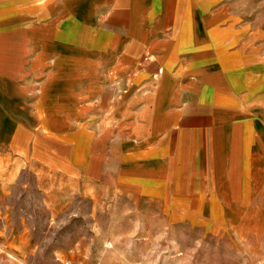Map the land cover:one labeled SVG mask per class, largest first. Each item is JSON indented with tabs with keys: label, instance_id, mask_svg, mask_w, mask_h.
I'll return each instance as SVG.
<instances>
[{
	"label": "crops",
	"instance_id": "obj_1",
	"mask_svg": "<svg viewBox=\"0 0 264 264\" xmlns=\"http://www.w3.org/2000/svg\"><path fill=\"white\" fill-rule=\"evenodd\" d=\"M241 11L0 0V160L264 243V72L246 66L264 60Z\"/></svg>",
	"mask_w": 264,
	"mask_h": 264
},
{
	"label": "rangeland",
	"instance_id": "obj_2",
	"mask_svg": "<svg viewBox=\"0 0 264 264\" xmlns=\"http://www.w3.org/2000/svg\"><path fill=\"white\" fill-rule=\"evenodd\" d=\"M240 21L264 60V0H242ZM246 66L264 72V63ZM12 171L0 160V264H264V243L214 216Z\"/></svg>",
	"mask_w": 264,
	"mask_h": 264
}]
</instances>
